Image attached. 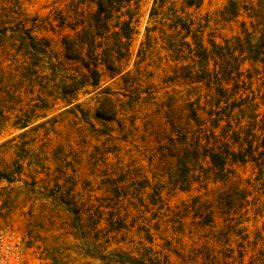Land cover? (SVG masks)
I'll return each instance as SVG.
<instances>
[{
    "label": "rangeland",
    "instance_id": "rangeland-1",
    "mask_svg": "<svg viewBox=\"0 0 264 264\" xmlns=\"http://www.w3.org/2000/svg\"><path fill=\"white\" fill-rule=\"evenodd\" d=\"M230 1L133 0L121 72L100 80L114 99L112 120L94 114L99 89L78 94L84 116L50 95L35 113L44 116L33 114L25 128L15 117L23 113L8 112L14 106L0 100V225L21 237L24 264H264V180L250 162L229 163L226 177L216 175L184 115L201 90L179 73L160 33L170 32L164 18L179 12L207 47L260 20L257 42L264 0H232L237 12L226 17ZM92 10L90 0H0V25L46 38L62 60L63 37L87 24ZM24 62L13 47L0 48V86L25 111ZM253 75L247 91L257 101L264 74Z\"/></svg>",
    "mask_w": 264,
    "mask_h": 264
},
{
    "label": "trees",
    "instance_id": "trees-1",
    "mask_svg": "<svg viewBox=\"0 0 264 264\" xmlns=\"http://www.w3.org/2000/svg\"><path fill=\"white\" fill-rule=\"evenodd\" d=\"M90 3L93 10L88 23L75 25L74 34L62 39V60H55L46 38H38L21 26L0 25V48L13 47L14 52L25 57L20 81L29 107L25 111L22 106L15 108L17 101H13L10 86L9 91L0 86V100L14 106L5 110L23 113L15 116L18 128L27 127L33 114L42 117L43 114L35 113L46 109L53 94L59 95L65 106H74L68 111L78 110L84 116L88 109L76 103L77 96L97 89L99 92L93 97L100 105L94 109L95 116L105 120L115 117L112 94L108 88H100V80L104 73L114 77L121 72L117 64L128 54L133 0H90ZM187 5H192V0H187ZM227 10L230 15L226 17L236 14L232 0ZM164 20L170 32L163 28L160 32L163 48L175 63H181L179 73L196 84L192 88L201 90L194 101L187 100L186 106L197 129L196 141L202 145V155L210 159L220 177L227 176L229 163L250 162L259 179L264 180V109L259 110L264 107V93H259V99L254 101L253 92L247 91V81L253 79V73L262 77L264 74V20L263 33L257 42L252 39L260 20L251 22L252 30L243 23L241 35L223 44L211 40L210 47L203 43L199 32H192L190 22L179 12ZM189 35L191 41L187 40ZM247 64L249 67L242 70ZM257 65L261 67L259 70L255 69ZM244 72L249 75L245 77ZM182 135L186 141L187 133Z\"/></svg>",
    "mask_w": 264,
    "mask_h": 264
},
{
    "label": "built area",
    "instance_id": "built-area-1",
    "mask_svg": "<svg viewBox=\"0 0 264 264\" xmlns=\"http://www.w3.org/2000/svg\"><path fill=\"white\" fill-rule=\"evenodd\" d=\"M21 237L0 225V264H24Z\"/></svg>",
    "mask_w": 264,
    "mask_h": 264
},
{
    "label": "crops",
    "instance_id": "crops-1",
    "mask_svg": "<svg viewBox=\"0 0 264 264\" xmlns=\"http://www.w3.org/2000/svg\"><path fill=\"white\" fill-rule=\"evenodd\" d=\"M171 111H167V112H164V115H165V117L168 119L167 120V124L170 126V128H171V134L173 135L174 133V122H173V120H172V118H171V114H169ZM184 115H185V118L189 121V123L191 122V120H190V118L188 117L189 116V111H188V109H187V106H185L184 107ZM182 130H181V132H180V139H181V137H182ZM187 135L189 136V134L187 133ZM189 138V137H188ZM171 139H175V137H173V138H171ZM195 139H196V135H195ZM183 145H185V143L183 144ZM187 152H189V150H188V148H185V150H184V155L185 154H187ZM186 156H188V155H185V157Z\"/></svg>",
    "mask_w": 264,
    "mask_h": 264
}]
</instances>
